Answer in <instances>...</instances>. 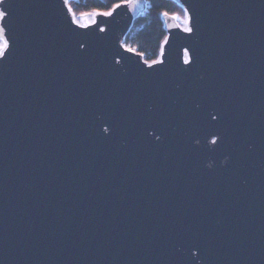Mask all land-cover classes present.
Masks as SVG:
<instances>
[{"label": "water", "instance_id": "95a60500", "mask_svg": "<svg viewBox=\"0 0 264 264\" xmlns=\"http://www.w3.org/2000/svg\"><path fill=\"white\" fill-rule=\"evenodd\" d=\"M172 1L153 69L148 0L0 5V264H264V0Z\"/></svg>", "mask_w": 264, "mask_h": 264}, {"label": "trees", "instance_id": "16d2710c", "mask_svg": "<svg viewBox=\"0 0 264 264\" xmlns=\"http://www.w3.org/2000/svg\"><path fill=\"white\" fill-rule=\"evenodd\" d=\"M117 0H70L69 4L77 16L90 13L93 9L108 10ZM164 13L183 17L184 10L172 0H148V7L133 23L126 36L127 46L144 53V59L151 62L158 59L161 46L166 39L162 15Z\"/></svg>", "mask_w": 264, "mask_h": 264}, {"label": "snow or ice", "instance_id": "6c2138e0", "mask_svg": "<svg viewBox=\"0 0 264 264\" xmlns=\"http://www.w3.org/2000/svg\"><path fill=\"white\" fill-rule=\"evenodd\" d=\"M5 0H0V5H4ZM65 5H68L69 0H64ZM138 4V0H117L116 3H113L111 5V7L106 10V11H99L97 9H93L92 12L90 13H80V18H83L84 16H90V17H94L96 15H101L104 17H111L113 16V13L117 10V9H121L122 7H128V6H135ZM69 12H71L72 14V22L74 24L79 25L80 20L77 18L76 13L72 10V8L69 6ZM11 15V8L10 7H4V8H0V20H4L7 17H10ZM165 16L168 15V13H164ZM173 19L176 20H181L182 19V23L184 25L183 27V31L188 33L189 35H194L195 34V28L193 25V18L188 14V10L185 9L184 10V15L183 18H181L179 15H174L172 17ZM93 23L95 22L94 20L92 21ZM6 29L4 27H0V58H6L7 54L11 52V37H8L6 35ZM101 32L105 31V29L101 28L100 29ZM123 47L126 48L127 51L129 52H136V49L131 48V47H127L125 45H122ZM137 55H140L141 57L144 56V53L140 52L137 53ZM161 56H163V45L161 46ZM184 55H185V63L191 65L192 60L189 58V54H188V50L185 49L184 50ZM117 63H119V61H116ZM143 63L145 65H147V67L149 69H153L155 65L157 64H163V60L162 59H154L151 62H149L148 60H144ZM213 120L217 119L216 115H213L211 117ZM105 131H107V129H105ZM157 139H159V137H157ZM218 139H222V137H219L218 135H214L212 140H211V144L212 145H217L218 143Z\"/></svg>", "mask_w": 264, "mask_h": 264}, {"label": "rangeland", "instance_id": "374dc122", "mask_svg": "<svg viewBox=\"0 0 264 264\" xmlns=\"http://www.w3.org/2000/svg\"><path fill=\"white\" fill-rule=\"evenodd\" d=\"M181 18H183V17H181ZM92 19V17H89V20H91ZM181 24L183 25V23L181 22ZM184 26V25H183Z\"/></svg>", "mask_w": 264, "mask_h": 264}]
</instances>
